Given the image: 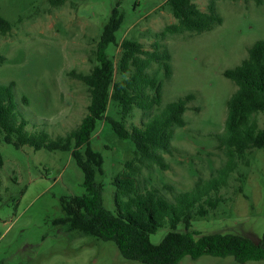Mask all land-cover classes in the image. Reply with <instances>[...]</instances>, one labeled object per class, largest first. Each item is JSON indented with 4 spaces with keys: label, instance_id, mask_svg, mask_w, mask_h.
Wrapping results in <instances>:
<instances>
[{
    "label": "rangeland",
    "instance_id": "1",
    "mask_svg": "<svg viewBox=\"0 0 264 264\" xmlns=\"http://www.w3.org/2000/svg\"><path fill=\"white\" fill-rule=\"evenodd\" d=\"M51 1L0 0V15L13 24L8 35H0V85L14 84L16 112L29 122L27 129L57 138L79 127L91 98L73 73L92 71L97 43L117 7L124 17L117 33L121 42L135 39L148 51L171 55V77L158 72L163 83L162 107L188 94L195 96L183 115L186 125L174 128L169 152L160 153L159 163L141 167L139 186L156 188L172 200L178 192L193 189L200 179L218 177L229 157L216 136L225 130L227 102L237 89L224 72L240 65L248 49L264 40V0L261 4L256 0H193L204 12L214 10L222 24L204 33L164 39L156 34L176 23L165 0H65L59 6ZM121 51L120 47L114 51L116 79L120 78ZM158 69L153 64L149 73ZM157 113L158 108L135 109L126 121L127 129L143 127ZM108 116L121 119L113 103ZM91 147L103 160L97 182L113 206V180L133 160L134 147L118 139L106 122L99 124ZM0 153V264H142L124 259L114 242L68 232L67 225L55 224L65 218L63 198L87 193L84 173L72 152L17 150L0 136ZM215 196L223 202L207 217L195 218L193 230L260 240L264 234V150H251L237 160L227 186ZM167 233V228L160 229L151 237L152 243L159 244ZM179 264L238 263L232 257L204 256L185 257Z\"/></svg>",
    "mask_w": 264,
    "mask_h": 264
},
{
    "label": "trees",
    "instance_id": "2",
    "mask_svg": "<svg viewBox=\"0 0 264 264\" xmlns=\"http://www.w3.org/2000/svg\"><path fill=\"white\" fill-rule=\"evenodd\" d=\"M51 2L59 6L65 0ZM256 2L261 4L262 0ZM165 7L176 23L157 33L158 39L186 32L204 33L222 24L214 10L204 12L193 0H167ZM123 18L117 7L112 10L92 58V71L73 73L88 88L91 101L79 127L65 137L52 138L46 131H29V122L16 112L14 84L0 85V136L4 144L17 150L30 147L35 151L72 152L84 173L83 186L87 193L63 198L65 218L55 224L67 225L68 232L114 242L126 260L142 264H179L185 257L197 260L211 256L232 257L238 264L264 261V234L260 240H253L236 234H203L193 230L195 218L207 217L223 202L215 195L227 186L237 160L246 158L251 150H264V40L248 49L240 65L224 72L225 78L237 88L227 102L225 130L216 136L219 145L227 151V165L219 170L218 177L200 179L193 189L178 192L171 200L156 188L142 189L138 174L143 165L159 163L160 153L169 152L174 128L186 125L183 115L195 96L188 94L162 107L163 83L158 79V72L165 71L166 77H171V55L167 51L164 54L158 50L148 51L135 39L121 42L117 33ZM12 29L13 24L0 15V35L6 36ZM119 47L122 50L118 61L120 78L116 79L114 51ZM156 48H160L159 43ZM153 64H158L159 69L150 74ZM112 103L118 108L120 120L108 116ZM155 108L159 113L143 127L127 129L126 121L135 109L152 111ZM104 122L118 139L134 147L133 160L127 162L126 170L113 180V206L104 196L103 185L97 182L98 174L103 173V160L91 147L92 137ZM81 149H84L83 154ZM134 162L140 165L134 166ZM163 228H167L168 233L159 244H153L151 237Z\"/></svg>",
    "mask_w": 264,
    "mask_h": 264
},
{
    "label": "crops",
    "instance_id": "3",
    "mask_svg": "<svg viewBox=\"0 0 264 264\" xmlns=\"http://www.w3.org/2000/svg\"><path fill=\"white\" fill-rule=\"evenodd\" d=\"M165 1H167V0H165Z\"/></svg>",
    "mask_w": 264,
    "mask_h": 264
}]
</instances>
